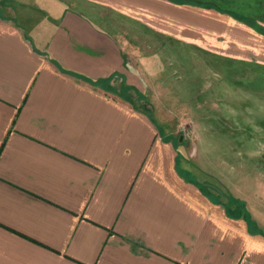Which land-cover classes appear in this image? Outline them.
<instances>
[{
  "label": "crops",
  "instance_id": "crops-1",
  "mask_svg": "<svg viewBox=\"0 0 264 264\" xmlns=\"http://www.w3.org/2000/svg\"><path fill=\"white\" fill-rule=\"evenodd\" d=\"M10 2L16 16L0 12V264H264V231L193 178L134 95L153 84L147 65L161 44L264 64V50L237 40L245 25L208 2Z\"/></svg>",
  "mask_w": 264,
  "mask_h": 264
},
{
  "label": "rangeland",
  "instance_id": "rangeland-1",
  "mask_svg": "<svg viewBox=\"0 0 264 264\" xmlns=\"http://www.w3.org/2000/svg\"><path fill=\"white\" fill-rule=\"evenodd\" d=\"M186 1L227 10L246 27L237 40L264 50V0ZM13 5L0 0V12L16 16ZM44 22L40 14L34 29L46 38ZM26 29L32 36L34 30ZM254 34L263 35L262 40ZM159 47L163 50L155 48L147 65L156 73L153 84L144 79V90L134 93L145 100L141 110L161 135L171 138L181 165L195 180L215 195L226 194L237 216L248 220L253 230L264 231V64L191 46Z\"/></svg>",
  "mask_w": 264,
  "mask_h": 264
}]
</instances>
